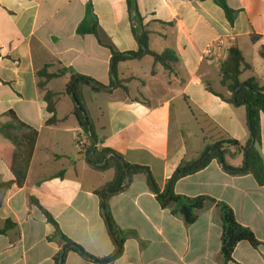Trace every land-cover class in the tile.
<instances>
[{
  "label": "crops",
  "instance_id": "0c3cea01",
  "mask_svg": "<svg viewBox=\"0 0 264 264\" xmlns=\"http://www.w3.org/2000/svg\"><path fill=\"white\" fill-rule=\"evenodd\" d=\"M88 1L0 0V117L12 111L38 132L25 184L0 189V231L11 224L0 234V264H59L67 244L53 238L54 226L31 198L54 217L67 238L88 255L104 260H88L67 247L64 264H225L220 210L208 206L188 226L159 205L148 177L163 191L181 163L197 161L207 143L234 140L245 146L249 142L246 108L223 101L207 86L230 96L220 77L233 47L241 50L251 67L241 81L255 78L264 86V61L259 55L264 46V0H227L237 12L233 24L213 0H135L134 16L128 0H91L100 38L115 52L139 51L135 35L139 20L152 51L170 49L179 57L170 70L154 66L147 55L119 62L117 79L127 91L116 81L109 92L83 90L98 150L110 149L131 166L147 169V174L131 176L123 190L107 194V210L126 238L121 256L111 261L106 259L115 254L116 246L103 211L105 191L98 192L113 181L115 171L94 169L90 156L78 147L76 139L84 131L73 115L70 96L58 100V122L46 124L51 114L36 77L46 65H53L55 70L64 67L105 86L111 84L112 51L96 36L77 31ZM254 36L258 40L253 41ZM220 39L222 45L205 56L207 47ZM68 82L69 76H63L47 88L64 93ZM63 104L65 113L60 112ZM8 144L0 135V145ZM259 152L264 163V117ZM225 160L240 168L245 156L231 147ZM12 180L0 159V184ZM175 192L229 205L237 221L262 243L258 248L240 243L234 260L264 264V187L252 175H231L213 160L180 179Z\"/></svg>",
  "mask_w": 264,
  "mask_h": 264
},
{
  "label": "trees",
  "instance_id": "16d2710c",
  "mask_svg": "<svg viewBox=\"0 0 264 264\" xmlns=\"http://www.w3.org/2000/svg\"><path fill=\"white\" fill-rule=\"evenodd\" d=\"M213 2L223 9L228 21L233 24L237 12L228 6L227 0H213ZM128 6L130 14L134 16L135 0H128ZM136 23L139 25L135 30V35L138 37L140 46L139 51L123 54L117 53L109 44L100 38L98 20L94 13L91 0L86 5L85 17L79 24L77 31L79 35L91 34L96 36L102 45L112 51L111 74L113 80L109 86H105L91 77L78 74L72 69L63 67L55 70V66L53 65H46L36 74L39 92L47 105L48 113L51 114V118L47 120L46 124L50 126L58 122V100L63 95L70 96L74 103L73 115L78 125L83 129L84 134L88 137L89 144L86 146L85 151L90 156V165L96 170L113 169L115 171L113 181L103 191L98 192L99 195L104 191H111L124 186L126 184L127 168H131V176L139 173L147 174V169L141 166H131L119 154L110 149L98 150L96 147L98 139L94 133L92 121L85 106L84 88L89 87L97 93L109 92L116 81L127 91V88L122 85L123 83L117 79L116 67L119 62L138 59L144 55L153 58L154 66L161 65L167 70H170L179 62V57L173 50L167 49L162 53L152 51L149 48L148 32L140 25L141 22L139 20ZM252 40H258V36L252 37ZM259 55L264 61V46L261 47ZM249 69L251 67L246 64L241 50L233 47L227 53L220 77V85L229 92L230 96L225 97L215 91L211 86H207L209 92L218 96L223 101L235 107L244 106L246 108L248 126L251 133L249 142L245 146H241L240 143L234 140H220L214 143H207L205 150L197 161L192 163L183 161L181 163L173 176L167 181L163 191L160 190L158 184L151 177H148L149 188L155 195L159 205L163 209H170L173 215L182 218L188 226L194 224L198 219V213L208 206H215L220 210L222 224L221 255L225 264H239L234 260L233 255L240 243L247 242L253 248H258L262 243L257 239L251 229L241 225L237 221L234 211L229 205L218 202L208 196L187 197L179 195L175 192V185L180 179L204 169L213 160H216L227 173L231 175H252L258 185L264 187V163L259 152V146L261 144V118L264 117V86H260L255 78H251L245 82L241 81L243 72ZM151 74H156L154 68ZM63 76H69V82L64 93H56L47 88L52 80ZM0 135L9 142L6 146L0 145V159L14 176V180L0 184V189L11 188L13 185L22 187L25 184L34 154L38 132L21 122L16 114L10 111L0 117ZM231 147H235L238 151L244 153L245 162L240 168L231 167L225 160L227 152ZM109 154L111 156L107 159ZM203 159L205 161L199 164ZM109 196H106L105 201ZM31 202L42 211L46 220L54 226L55 233L53 238L61 239L68 245V250L74 251L83 258L88 256L94 262L104 261L88 255L79 245L67 238L62 233L58 222L40 205L37 199L31 198ZM107 213L114 236L110 230L109 232L116 246L115 254L106 259L111 261L121 256L126 238L124 233L114 224L108 210ZM10 225V223H7L6 228L1 230L0 234L6 233ZM118 246L120 247L119 252H117ZM62 264H64V260Z\"/></svg>",
  "mask_w": 264,
  "mask_h": 264
},
{
  "label": "water",
  "instance_id": "95a60500",
  "mask_svg": "<svg viewBox=\"0 0 264 264\" xmlns=\"http://www.w3.org/2000/svg\"><path fill=\"white\" fill-rule=\"evenodd\" d=\"M91 130V128H90ZM205 159H203L199 164H201L202 162H204ZM130 170L131 168H127L126 169V184L122 187H120L119 189H115V190H111V191H105L102 195V206H103V211H104V215H105V218H106V221H107V224H108V227H109V230L111 232V234L113 235V232H112V227H111V222L109 220V217H108V213H107V206H106V201H105V195L109 194V193H115V192H118L120 190H123L125 187H127V185L129 184L130 182V179H131V174H130ZM114 236V235H113ZM68 245H65L61 251V254H60V259H59V264H62V261H63V257H64V253H65V250L67 249ZM120 251V247L118 246L117 247V252ZM86 258L88 260H91L88 256H86ZM92 261V260H91Z\"/></svg>",
  "mask_w": 264,
  "mask_h": 264
},
{
  "label": "built area",
  "instance_id": "2783aa9c",
  "mask_svg": "<svg viewBox=\"0 0 264 264\" xmlns=\"http://www.w3.org/2000/svg\"><path fill=\"white\" fill-rule=\"evenodd\" d=\"M222 43L223 41L220 39L216 41L213 45L207 47L205 51V56H211L213 53V48L215 46L218 47L222 45ZM76 143L80 149L85 150L86 146L89 144L88 137L85 134H83L82 136L77 137Z\"/></svg>",
  "mask_w": 264,
  "mask_h": 264
},
{
  "label": "rangeland",
  "instance_id": "374dc122",
  "mask_svg": "<svg viewBox=\"0 0 264 264\" xmlns=\"http://www.w3.org/2000/svg\"><path fill=\"white\" fill-rule=\"evenodd\" d=\"M62 88H64V87H62ZM85 90H86V89H85ZM68 101H69L68 103H71L70 100H68ZM66 110H67V106H66V104H63V105L61 106V108H60V112H61V113H65Z\"/></svg>",
  "mask_w": 264,
  "mask_h": 264
}]
</instances>
